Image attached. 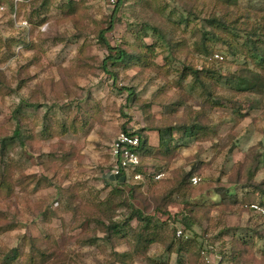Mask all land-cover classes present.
<instances>
[{
  "label": "rangeland",
  "instance_id": "rangeland-1",
  "mask_svg": "<svg viewBox=\"0 0 264 264\" xmlns=\"http://www.w3.org/2000/svg\"><path fill=\"white\" fill-rule=\"evenodd\" d=\"M34 1L0 0V139L18 127L25 141L24 146L11 142L0 153V182L5 175L0 258L16 249L13 264H23L30 253L38 264H123L117 254L127 251L125 242L105 240L98 223L108 222L100 204L117 186L125 206L111 207L113 220L123 219L131 204L155 215L163 231L168 227L166 239L149 247L148 258L124 264H264V237L255 234L264 231V219L245 205H221L213 193L231 189L238 177L246 182L251 161L264 152V104L220 88L215 89L218 97L231 102L213 97L209 105L215 106L210 108L199 89H189L190 78L176 83L183 65L204 66L221 75L240 68L241 61L235 62L220 45L212 49V59L194 51L193 30L206 28L210 12L219 14L212 2L191 0L187 15L188 8L178 1L122 0L115 13L118 21L104 38L112 47L144 56L113 67L107 60L113 53L97 35L107 27L114 5L105 0H51L37 19ZM68 1L75 3L71 17L63 8ZM262 2L238 0L233 11L255 10ZM22 21L27 26H20ZM178 41L184 42L179 51L173 48ZM19 105L25 110L18 125L13 112ZM197 112L202 114L198 119ZM68 115L80 129L58 136L55 124ZM195 119L208 127L204 136L179 139L182 134L175 133L179 140L174 154H158V129L189 126ZM139 130L154 149L144 157L146 169L162 177L155 183L122 185L111 175L109 147L119 133ZM180 171L199 178L192 185L191 204L207 211L195 213L191 231L184 232L196 240L192 252L177 255L167 252L166 245L172 228L176 237L182 231L171 219L182 206L177 195L166 204L161 197ZM262 181L264 159L252 179L255 184ZM236 191L240 197L242 190ZM227 228H237L234 236L247 247L237 263L228 260L231 233L220 234Z\"/></svg>",
  "mask_w": 264,
  "mask_h": 264
},
{
  "label": "trees",
  "instance_id": "trees-1",
  "mask_svg": "<svg viewBox=\"0 0 264 264\" xmlns=\"http://www.w3.org/2000/svg\"><path fill=\"white\" fill-rule=\"evenodd\" d=\"M183 4L184 8H188V4L191 6V0H173ZM212 2L213 7L219 12L217 14L212 11L208 14L207 18L204 19L206 28L197 29L195 28L192 34L196 37L194 43V51L203 55L209 56L212 59V49L217 46H222L224 52L231 56L235 62L239 63L240 68L235 70L231 74L221 75L217 70H211L202 66L201 68H194L192 65H183L182 71L179 73L178 85L190 78V90H200V94L204 96V104L210 108H214V104L209 105V101L213 100H225L217 95L216 90L222 88L224 91L232 93V95L244 96L254 104H264V0L261 6H258L255 10H248L243 12L233 11L236 9L238 0H204ZM51 0H36L33 2L35 7L33 13L37 19L43 15L42 11L50 5ZM122 0H116L114 9L108 20L106 28L99 30L97 39L103 45V47L113 55H108L107 60H110V64L113 67L120 65V63L128 64L131 61L141 60L143 54L140 52L128 53L125 48L112 47L104 38L106 32H110L118 19L115 18V13L120 9ZM150 6V4H149ZM63 8H67V11L71 17L75 10V3L68 1ZM183 11V10H182ZM185 11V10H184ZM187 15L191 14V9L185 11ZM148 29H158L156 26L146 24ZM184 46V42H175L174 50L179 51ZM218 62V60H212ZM103 70L106 69L103 66ZM225 86V87H224ZM216 89V90H215ZM132 94V93H131ZM226 102L230 103L231 100L227 99ZM219 106V105H218ZM25 108L17 106L14 110L13 118L18 122L23 119V112ZM198 113V112H197ZM197 114V119L199 116ZM69 115L64 120L56 122L55 131L58 136H64L68 133L76 134L78 132L77 127H74L73 120L69 118ZM189 126H177V127H165L158 129V146L155 149L162 157L169 158L174 154L177 148L178 140L183 137L191 136H204L208 132V127L201 125L197 120ZM85 123V122H84ZM124 130V129H123ZM143 130L135 132L140 138V157L139 165L134 171L128 176H121L117 179L121 181L122 185H133L142 184L144 180L155 183L159 182L160 179L155 180L153 176L157 173L150 172L146 169L144 163V157L152 155L154 149L147 143L146 135L142 133ZM146 132V130L144 129ZM126 132V131H124ZM175 133H180L182 136L179 139L175 138ZM18 141L24 146V137L20 130L17 129L13 132L10 137H3L0 139V153L3 156L4 150L9 146L11 142ZM67 158L66 160H68ZM264 159V152L259 154L253 159L246 170L247 180L244 183L239 182V177L233 183L231 189H214L213 193L220 198L221 205H245L248 212L253 213L260 219H264V216L254 213L249 209V205L256 203L261 207H264V181L259 184L252 182L253 177L259 169L260 160ZM112 169V167H111ZM111 172V171H110ZM140 174L141 179L134 180L135 174ZM193 172H177L173 176V185L170 187L171 190L167 195H162L161 201L169 199L172 194L177 195L176 201L182 206L181 211L174 215L171 219L173 223L181 224L182 231L176 237V229H171V234L168 237L169 243L166 245L167 252H173L177 255L192 252V248L196 244L194 238H189L184 232H190L194 225V215L199 211H207L206 208L199 207L198 205H192L190 194L192 192L191 178ZM2 179L5 176L2 173ZM0 182V191L4 189L3 180ZM148 179V180H147ZM199 179V178H198ZM135 182V183H133ZM127 183V184H126ZM241 184L240 186H237ZM140 186V185H138ZM138 186L136 188H138ZM194 186V185H193ZM133 190V187H130ZM237 189L242 190V195L238 197ZM123 191L119 187H114L109 192V195L100 204L103 207V214L107 218L108 222H98L102 226L104 238L110 241L112 238L121 239L125 242L127 251L117 254V258H122L123 264L126 262H132L138 258H148V249L154 243H162L166 239L165 231L162 230V222L156 218L155 215H147L140 209L135 208L133 205L128 204L126 206V214L123 219L113 220L112 213L109 210L113 206H125V202L122 198ZM119 200L115 203V199ZM165 214V212H164ZM179 214V215H178ZM167 215V214H166ZM177 215L180 218H177ZM206 215L205 213L202 214ZM135 221V224H132ZM236 229H223L220 234L231 233L232 241L230 242L231 254L229 261L237 263L243 258V253L247 250L244 241L237 240L234 234L237 232ZM258 237H264V231L255 233ZM95 240H91L90 243L94 244ZM12 254H4L0 258V264H13V261L18 257L16 249L11 251ZM23 264H38L33 261L32 253L26 256ZM41 260V259H40Z\"/></svg>",
  "mask_w": 264,
  "mask_h": 264
},
{
  "label": "built area",
  "instance_id": "built-area-1",
  "mask_svg": "<svg viewBox=\"0 0 264 264\" xmlns=\"http://www.w3.org/2000/svg\"><path fill=\"white\" fill-rule=\"evenodd\" d=\"M109 5H114L116 0H105ZM20 26H27L25 21L19 23ZM218 58L217 55H215ZM140 138L134 132H121L118 134L116 139L110 144L109 156L112 161L111 175L115 178L128 177L132 171L139 165L140 151ZM162 174L157 173L153 176L155 180L160 179ZM134 180L141 179L140 174H135L133 176ZM199 179L197 177L191 178V183L195 185ZM249 209L256 214L264 216V207L259 206L256 203L250 204ZM180 231L177 232V235Z\"/></svg>",
  "mask_w": 264,
  "mask_h": 264
}]
</instances>
